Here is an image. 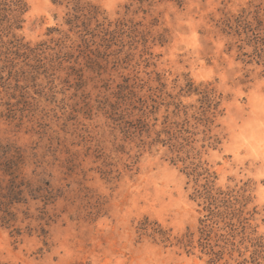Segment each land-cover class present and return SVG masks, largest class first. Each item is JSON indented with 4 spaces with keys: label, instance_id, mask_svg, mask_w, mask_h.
<instances>
[{
    "label": "rangeland",
    "instance_id": "obj_1",
    "mask_svg": "<svg viewBox=\"0 0 264 264\" xmlns=\"http://www.w3.org/2000/svg\"><path fill=\"white\" fill-rule=\"evenodd\" d=\"M252 261L264 0H0V264Z\"/></svg>",
    "mask_w": 264,
    "mask_h": 264
},
{
    "label": "trees",
    "instance_id": "obj_2",
    "mask_svg": "<svg viewBox=\"0 0 264 264\" xmlns=\"http://www.w3.org/2000/svg\"><path fill=\"white\" fill-rule=\"evenodd\" d=\"M56 1H58V0H53V2H56ZM15 4H16L15 6H17L18 2H15ZM252 264H258V263L252 261Z\"/></svg>",
    "mask_w": 264,
    "mask_h": 264
}]
</instances>
